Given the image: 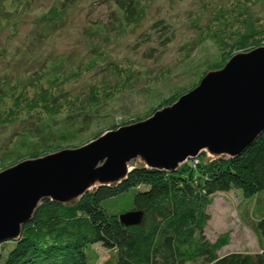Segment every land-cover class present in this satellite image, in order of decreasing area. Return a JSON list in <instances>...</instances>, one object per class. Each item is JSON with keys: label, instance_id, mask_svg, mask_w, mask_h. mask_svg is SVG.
Wrapping results in <instances>:
<instances>
[{"label": "rangeland", "instance_id": "rangeland-1", "mask_svg": "<svg viewBox=\"0 0 264 264\" xmlns=\"http://www.w3.org/2000/svg\"><path fill=\"white\" fill-rule=\"evenodd\" d=\"M135 2L131 17L114 0H0V168L143 121L247 52L241 46L264 45V0ZM53 7L61 20H43ZM189 162L211 163L206 154ZM251 202L237 191L213 197L205 235L231 231L222 252L264 251ZM95 248L96 264L114 259Z\"/></svg>", "mask_w": 264, "mask_h": 264}, {"label": "trees", "instance_id": "trees-1", "mask_svg": "<svg viewBox=\"0 0 264 264\" xmlns=\"http://www.w3.org/2000/svg\"><path fill=\"white\" fill-rule=\"evenodd\" d=\"M114 3L128 16L136 14L135 0ZM61 12L53 7L43 20H59ZM55 24L49 23L52 28ZM53 33L52 29L44 35ZM257 47L243 45L241 49ZM66 123L75 126L70 118ZM65 132L61 141L68 139ZM24 159L15 158L0 170ZM232 191L240 192L245 202L256 201L255 229L264 240V132L231 159L208 165L199 162L194 167L186 164L177 172L138 168L118 186L100 187L73 206L45 200L23 226L19 239L0 246V264H90L89 253L96 264V246L113 253L114 259L107 264H264V251L222 252L231 243V231L213 242L205 235L213 197ZM127 212L143 213L141 224H122L119 217Z\"/></svg>", "mask_w": 264, "mask_h": 264}, {"label": "water", "instance_id": "water-1", "mask_svg": "<svg viewBox=\"0 0 264 264\" xmlns=\"http://www.w3.org/2000/svg\"><path fill=\"white\" fill-rule=\"evenodd\" d=\"M264 132V45L238 53L147 119L106 131L78 148L22 160L0 171V246L17 240L43 201L77 204L138 169L177 172L199 156L231 159ZM143 213L119 219L137 226Z\"/></svg>", "mask_w": 264, "mask_h": 264}]
</instances>
